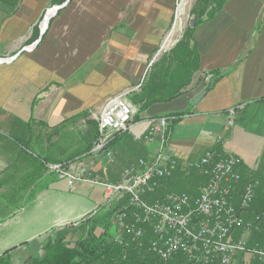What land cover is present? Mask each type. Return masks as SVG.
Returning <instances> with one entry per match:
<instances>
[{
	"label": "crops",
	"instance_id": "1",
	"mask_svg": "<svg viewBox=\"0 0 264 264\" xmlns=\"http://www.w3.org/2000/svg\"><path fill=\"white\" fill-rule=\"evenodd\" d=\"M57 1L61 0H0V56L16 55L26 41L40 40L39 22L47 7ZM174 3L73 0L54 18L38 49L26 51L11 64L0 63V181L15 175L17 169L20 177L34 173L23 152L29 153L27 148L43 130H54L90 109L101 112L106 98L144 79L147 63L173 24ZM195 32L201 67L188 93L139 114L131 132L115 143L117 163L106 166L89 158L91 167L102 181L117 183L137 162H132L131 156L146 158L157 152L158 137L152 142L145 136L136 140L148 128L149 120L190 110L191 115L171 132L170 148L188 161L211 149L239 156L243 184L259 182L253 208L245 214L250 220L264 210V0H229L214 20L200 24ZM205 73H212L215 79L220 76L209 89ZM56 142L59 139L52 144ZM123 159L130 163L129 168ZM31 166L38 169V165ZM44 168L36 184L21 194L28 198L37 188L36 200L22 204L11 218H0V256L14 249V264L40 256L48 235L87 219L95 211L88 213L81 202L70 209L60 203L54 209L56 216L49 219V212L40 205L45 195L63 189L73 193L78 183L70 189L68 182L47 174ZM80 184L74 196L91 197L95 189L87 190L85 185L93 184ZM100 188L104 197L102 202H94L95 208L106 198Z\"/></svg>",
	"mask_w": 264,
	"mask_h": 264
},
{
	"label": "built area",
	"instance_id": "2",
	"mask_svg": "<svg viewBox=\"0 0 264 264\" xmlns=\"http://www.w3.org/2000/svg\"><path fill=\"white\" fill-rule=\"evenodd\" d=\"M14 58L0 56V63ZM204 76L207 83L215 77L212 73ZM144 79L105 101L96 117L98 138L86 157L72 162H46V168L68 182L70 189L80 182L104 188V203L95 208L92 216L104 210L111 212L118 228L141 247L150 229L149 249L162 261L182 255L187 264L264 263V242L255 239L264 232V210L250 220L245 218L253 208L259 182L243 184V162L234 154L221 155L211 149L196 160L180 159L170 148L169 130L175 117L149 120L148 128L136 140L145 136L152 142L158 137L157 152L132 163L117 183L102 181L91 167L89 158L106 166L117 163L115 143L121 135L131 132L138 113L129 95L140 91ZM179 173L199 175L206 181L195 191L168 192L152 203L144 200L165 188Z\"/></svg>",
	"mask_w": 264,
	"mask_h": 264
},
{
	"label": "trees",
	"instance_id": "3",
	"mask_svg": "<svg viewBox=\"0 0 264 264\" xmlns=\"http://www.w3.org/2000/svg\"><path fill=\"white\" fill-rule=\"evenodd\" d=\"M228 2L229 0L196 1V5L191 12L195 26L186 30L184 38L178 42L171 52L164 53L158 62L155 61L154 65L148 69L140 91L133 94V103L139 107L135 118L139 119V114L144 113L155 104L172 102L174 99L188 93L194 74L201 67L200 52L194 42L195 30L200 24L214 20L217 13ZM219 77H216L211 87ZM189 115H191L190 110L184 113H175L174 116H171L175 119L171 123L170 133L174 130L176 124ZM88 116L89 113L86 111L54 129L53 131L56 134L64 131L62 139L59 138V142L54 144L51 142L46 148L47 141L41 135L35 136L34 145L27 148L29 153L23 152V159L29 164V168L34 169L32 170L34 173L29 177H20L18 175L19 169H17L15 175L1 178L0 190L5 189V191L0 192L1 219L11 218L13 212L22 204H31L36 200L34 192L38 191L37 188L33 190L32 195L28 198L22 197L21 194L22 191H28L31 186L36 184L37 177L42 176L44 161L50 163L72 162L77 158L87 156L98 138V128H93V132L84 139L85 142L75 147L73 152H70L69 149L71 138H69V132L66 130L72 123ZM89 123L94 125L91 121ZM31 165H38V169ZM45 169L48 171L47 174L54 175L46 167ZM89 216V219H84L75 226L70 225V227L67 226L61 231L53 232V236L46 238L41 255L32 256L25 264H187L186 258L182 255L169 261H162L151 252L149 249L151 242L150 229H148L145 236L144 246L141 247L137 242H133L132 238L124 234L120 228L118 229L111 224L113 217L111 212L104 210L96 215ZM100 228L103 233L97 235L96 231ZM75 230H77V233L80 232L76 241L68 240L67 232ZM258 235H261V238L256 240L264 242V234ZM13 250H7L0 256V264H14V257L11 254ZM251 264L264 263L253 260Z\"/></svg>",
	"mask_w": 264,
	"mask_h": 264
},
{
	"label": "rangeland",
	"instance_id": "4",
	"mask_svg": "<svg viewBox=\"0 0 264 264\" xmlns=\"http://www.w3.org/2000/svg\"><path fill=\"white\" fill-rule=\"evenodd\" d=\"M73 0H61V1H57L55 2L53 5H50L47 7V9L44 11L43 17L40 20V24L38 26V29L40 31V40L34 42V43H29V41H26L25 45L22 46L19 50V53H17L16 55H12V56H1V57H5V58H12L15 57L13 61H15L20 55L24 54L26 51H34L36 49H38V47L40 46V43L43 39V36L46 34V32L49 30V28L51 27V25L53 24V20L55 17H57L59 15V13H61L62 11H64L65 9L68 8V6L72 3ZM196 1L197 0H175V10H174V20H173V24L171 26V29L169 30V34L167 35V37L165 38V40L163 41V43L160 45V49L157 50V52L151 57V60L147 63L146 66V70H148V66L151 68L155 61L158 62V60L161 58V56L164 53H169L172 51V49L178 44L179 41H181L184 36H185V32L186 30L191 27L193 28L194 25V19L192 18V9L193 7L196 5ZM54 15L50 16L48 18V14L51 11H54ZM172 33L175 35L173 37ZM169 41H167V43L164 46V49L162 48L163 44L166 42V39L169 37ZM193 44V43H191ZM157 57V58H156ZM12 62L9 63H4V64H11ZM120 68V67H119ZM206 74V73H205ZM211 75V74H210ZM204 76V75H203ZM205 79V76L203 77ZM143 80V79H142ZM141 80V81H142ZM215 80V77L213 78V80L210 83H207L205 80L204 82L207 85V89H209L211 87V85L213 84V81ZM126 91V90H125ZM124 92V91H122ZM119 92V93H122ZM138 93V92H136ZM133 94L132 93L129 95L130 100L133 103ZM112 97V96H110ZM108 97V98H110ZM106 98L105 101L108 99ZM104 101V103H105ZM133 105L135 106V104L133 103ZM137 109L139 107H136ZM89 113V116L84 118V119H80L77 122L72 123V125L69 126V138H71V143H70V152H73V150L75 149V147H78L80 144H83L85 141L84 139L87 138V135L93 132V128H98V123H97V118L100 114V112H98L97 110H92L90 109L89 111H87ZM138 114V113H137ZM136 114V115H137ZM140 118V116L138 117ZM89 121H91L93 124L89 123ZM64 132V131H63ZM63 132L60 131L59 134L54 133L53 130H43V132L40 133V135L47 141L48 144H50L53 140H57V139H62V135ZM170 130H169V135H170ZM125 137L128 134H123ZM123 137V139L125 138ZM171 137V135H170ZM63 146H65L64 143H62ZM65 148V147H64ZM217 151V150H216ZM237 156V155H236ZM239 157V156H238ZM144 158V156L136 154L131 156V161L132 162H136L138 161V159ZM129 159V158H127ZM127 159H123L124 162H126V166L129 168L130 167V163L127 161ZM88 162V158L86 159ZM196 160V159H194ZM65 161V160H64ZM110 166V165H109ZM201 179L203 180L201 182ZM107 181V180H105ZM110 182V179L108 180ZM206 178H203L202 176L199 175H187L186 173H179V175H176L175 178H173V181H171L170 183H168L167 186H165V188L161 189V191H158L154 194H149L146 197H144V200L146 202L152 203L155 202L156 200L162 198V195L167 194L168 192H191V191H195L197 189L198 186L202 185L203 183H205ZM79 184V183H78ZM77 184V190L79 188V186H82V184L78 185ZM87 190H93L95 189L94 193H92V195H90L91 197H76L74 196V194L77 193V190H75L73 193H69L66 189L63 191L60 190L59 192H50L48 193V195L46 194L45 197L41 200V204L42 207L41 209L43 211H47L49 212V219H51L52 217L56 216V212H55V208L57 205H60V203H63V207L64 209H70L71 207H73L75 204H77L78 202H81V206L86 207V211L89 212H93L95 207L93 206L94 202H102L103 201V193L101 192V188L99 186H95V185H85ZM62 194L63 197L59 196V194ZM106 211V210H105ZM66 216V215H64ZM77 225L78 222H75L74 224L71 225ZM111 224L113 226H115L116 228H118V226L115 224V221L113 220V218L111 219ZM70 227V225H68ZM35 227V225H34ZM77 227V226H76ZM65 228V227H64ZM119 229V228H118ZM62 230V229H61ZM66 232V231H65ZM80 233V232H78ZM78 233L77 230L75 231H71V232H67V239L71 240V241H76V238L78 237ZM97 235H100L103 233V230L100 228L96 231ZM53 236L54 234L51 233L49 236ZM264 236V235H263Z\"/></svg>",
	"mask_w": 264,
	"mask_h": 264
},
{
	"label": "bare ground",
	"instance_id": "5",
	"mask_svg": "<svg viewBox=\"0 0 264 264\" xmlns=\"http://www.w3.org/2000/svg\"><path fill=\"white\" fill-rule=\"evenodd\" d=\"M54 12H55V10L54 11H51L48 15V18L50 17V16H52V15H54ZM172 35H173V33H172Z\"/></svg>",
	"mask_w": 264,
	"mask_h": 264
}]
</instances>
